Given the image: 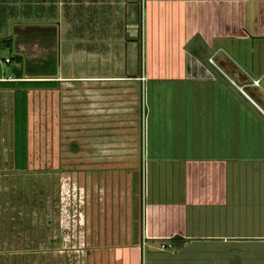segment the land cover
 <instances>
[{
  "label": "crops",
  "instance_id": "crops-1",
  "mask_svg": "<svg viewBox=\"0 0 264 264\" xmlns=\"http://www.w3.org/2000/svg\"><path fill=\"white\" fill-rule=\"evenodd\" d=\"M5 47L0 74L13 67L0 107L11 102L16 116L20 92L28 114L39 89L17 81L49 80L36 70L54 60L59 82H140L146 98L151 82L173 85L171 147L181 150L160 159L166 198L153 210L146 189L143 233L174 246L144 264H264V253L229 251L264 244V0H0Z\"/></svg>",
  "mask_w": 264,
  "mask_h": 264
},
{
  "label": "rangeland",
  "instance_id": "rangeland-1",
  "mask_svg": "<svg viewBox=\"0 0 264 264\" xmlns=\"http://www.w3.org/2000/svg\"><path fill=\"white\" fill-rule=\"evenodd\" d=\"M12 67L4 62L0 77ZM173 92L163 82H151L147 98L140 82H58L31 91L28 122L22 92L21 114L0 107V264H144L162 246L144 238L146 189L153 210L166 198L160 159L181 150L171 147Z\"/></svg>",
  "mask_w": 264,
  "mask_h": 264
},
{
  "label": "trees",
  "instance_id": "trees-1",
  "mask_svg": "<svg viewBox=\"0 0 264 264\" xmlns=\"http://www.w3.org/2000/svg\"><path fill=\"white\" fill-rule=\"evenodd\" d=\"M51 64V65H50ZM47 66V67H46ZM49 66L52 67L49 68ZM43 69L41 68H38V70H36V73L38 74H42V75H48V76H38L36 78H48L49 80H30V81H17V82H20V83H23V84H27V85H32L33 87H46V88H49V87H54L56 84H58V80H55L57 78L56 74H57V69H56V61H52L51 63H47L46 65L42 66ZM54 67V68H53ZM19 78H24V77H19ZM11 83V82H10ZM20 99H18L19 101ZM19 105V102H17V115L18 114H21L20 113V109L18 106ZM23 112H24V115H25V122L27 121V117H28V114H27V107H26V100L24 99L23 100ZM148 112V110H147ZM18 118V117H17ZM19 126V122H17V127ZM27 133V132H26ZM25 133V135H27ZM27 137V136H26ZM26 139V138H25ZM27 140V139H26ZM25 140V143L27 144V141ZM19 141V139H17V142ZM25 153V152H24ZM26 156H27V153H26ZM169 245H166V248H169L172 249L173 246H174V239H171V242L169 243ZM178 246V244H175V246ZM194 248L193 247H189L187 249H185L184 251L185 252H190L191 250H193ZM165 250V249H163ZM171 250H165V251H153V252H150V253H162V252H170ZM230 252H238V251H243V252H246V253H254V252H258V253H264V244H258V245H246L244 246V248L241 247V250L238 246H230Z\"/></svg>",
  "mask_w": 264,
  "mask_h": 264
},
{
  "label": "built area",
  "instance_id": "built-area-1",
  "mask_svg": "<svg viewBox=\"0 0 264 264\" xmlns=\"http://www.w3.org/2000/svg\"><path fill=\"white\" fill-rule=\"evenodd\" d=\"M11 60L9 58L6 59V62H10ZM143 80H145V77L143 78ZM147 116H148V112L146 113V119H147ZM170 246V244H168ZM162 248L165 249L166 248V244H163L162 245Z\"/></svg>",
  "mask_w": 264,
  "mask_h": 264
}]
</instances>
